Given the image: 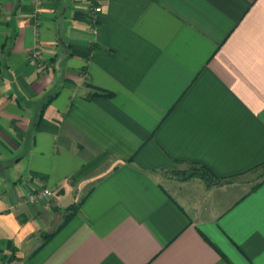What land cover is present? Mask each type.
Segmentation results:
<instances>
[{
	"label": "crops",
	"instance_id": "0c3cea01",
	"mask_svg": "<svg viewBox=\"0 0 264 264\" xmlns=\"http://www.w3.org/2000/svg\"><path fill=\"white\" fill-rule=\"evenodd\" d=\"M263 163L264 0H0V264H264Z\"/></svg>",
	"mask_w": 264,
	"mask_h": 264
},
{
	"label": "built area",
	"instance_id": "2783aa9c",
	"mask_svg": "<svg viewBox=\"0 0 264 264\" xmlns=\"http://www.w3.org/2000/svg\"><path fill=\"white\" fill-rule=\"evenodd\" d=\"M95 0H91V2H94ZM33 6L35 7V10L38 12L39 8L42 5L43 0H31ZM102 9L95 6L94 3H91L90 6L87 9V16L90 20V23L92 26L96 27L98 24L99 15L101 14ZM38 22H35V26H37ZM28 63L35 68H37L39 71H41L43 74L48 73L51 71V66L49 63L45 62L40 58V56L36 52H32L29 55ZM52 197V191L48 188H41L33 192H29L25 196L26 202L31 203H38L41 201H44L48 198Z\"/></svg>",
	"mask_w": 264,
	"mask_h": 264
},
{
	"label": "trees",
	"instance_id": "16d2710c",
	"mask_svg": "<svg viewBox=\"0 0 264 264\" xmlns=\"http://www.w3.org/2000/svg\"><path fill=\"white\" fill-rule=\"evenodd\" d=\"M99 95H102V96H112L111 94H103V93H96V94H94V95H92L93 97L94 96H99ZM262 165H264V163L262 164ZM180 174H185V173H180ZM210 175V173L208 172V170L206 169V168H204V167H193V171L191 172V174H188V175H184L183 177H182V179H185V180H187V179H190V178H192V177H195V176H199V177H201L202 179H204V180H207V178H208V176ZM181 178V177H180ZM65 211L67 212L66 213V216H65V221H64V223L66 222V221H68L73 215H75L76 213H77V211H78V205H71V206H69L68 208H66L65 209ZM63 223V224H64ZM62 224V225H63ZM61 225V226H62ZM61 226H59V228L61 227ZM54 235V233H51V234H49V235H44L43 236V242H46V241H48L52 236Z\"/></svg>",
	"mask_w": 264,
	"mask_h": 264
},
{
	"label": "rangeland",
	"instance_id": "374dc122",
	"mask_svg": "<svg viewBox=\"0 0 264 264\" xmlns=\"http://www.w3.org/2000/svg\"><path fill=\"white\" fill-rule=\"evenodd\" d=\"M178 171H175L173 173H170V175L172 177H174L175 179H178V180H185V179H182V177L185 175H188V174H191V172L193 171L192 170V167L189 166V165H179L178 168H177ZM185 173V174H180V173ZM264 172V166L262 168H259L257 169L256 171L248 174L247 176H244L243 178L240 177V178H234L232 180H229V181H225L226 183L227 182H234L236 180H249L247 182V184H251V183H254L255 181H257L258 179H260L262 177V173ZM257 175V176H256ZM256 176V177H255ZM181 177V178H180ZM66 211H64L62 217H61V220L64 216H66Z\"/></svg>",
	"mask_w": 264,
	"mask_h": 264
}]
</instances>
